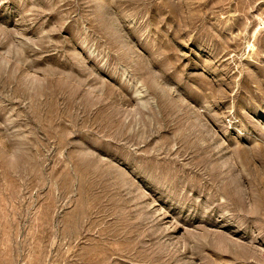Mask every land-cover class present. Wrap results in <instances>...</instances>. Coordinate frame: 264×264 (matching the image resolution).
Instances as JSON below:
<instances>
[{
	"label": "rangeland",
	"instance_id": "1",
	"mask_svg": "<svg viewBox=\"0 0 264 264\" xmlns=\"http://www.w3.org/2000/svg\"><path fill=\"white\" fill-rule=\"evenodd\" d=\"M0 264H264V0H0Z\"/></svg>",
	"mask_w": 264,
	"mask_h": 264
}]
</instances>
